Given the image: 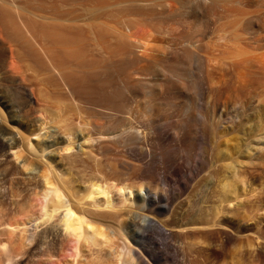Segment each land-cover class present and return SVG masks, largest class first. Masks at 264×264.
<instances>
[{"label":"bare ground","instance_id":"bare-ground-1","mask_svg":"<svg viewBox=\"0 0 264 264\" xmlns=\"http://www.w3.org/2000/svg\"><path fill=\"white\" fill-rule=\"evenodd\" d=\"M153 1L140 0L137 20L127 13L120 20H106L98 13L99 7H95L81 34L70 26L64 35L57 38L50 34L40 44L19 20L60 81L63 75L58 63L80 59L75 53L78 49L86 48V57L98 62L115 45L147 66L132 70L134 78L122 73L108 78V69H94L89 78L91 89L87 85L90 92L86 109L109 118V112L119 111L123 118L113 124L109 121L105 131L96 132L93 139L75 136L77 128L70 127L75 121L77 127L81 125L82 111L75 102L61 105V113L70 112L72 107L76 118L71 122L59 114L52 117L60 122L46 145L41 142L42 135L52 120L36 125L35 146L40 153L58 141L63 144L57 154L49 152L53 162L60 158V153L71 149L70 142L77 137L79 149L96 144L104 163L95 160L99 162L95 175L90 176L83 195L76 199L67 184H62L63 179L59 181L68 175L62 166L59 170L44 163L40 170L21 159L22 169L28 172L26 176L39 179L43 205L37 212L32 210V214L24 215L25 221L18 226L24 227L23 232L32 228L35 234L37 228L53 225L50 229H60L63 237L79 243L83 251L89 253L96 248L100 254L103 252L111 258L110 264H149L147 260L154 264H205L222 251L224 243L214 241L217 235H222L226 242L248 232L247 222L221 218L220 208L214 205L230 203L231 196H235L232 177H225V173L234 172L237 151L243 148L244 158L249 159L255 138L263 141L264 150V104L253 107L251 103L256 88L264 85V0H167L161 6L149 5ZM138 25L150 26L154 33L136 36L134 30ZM185 25L186 32L176 35V30ZM255 26L257 30L253 31ZM166 41L173 49L165 45ZM9 51L10 58L18 61L17 54ZM54 61L58 62L57 67ZM10 68L15 78L24 83L23 67ZM141 76L150 77V82L140 79ZM71 84L68 93L77 95L79 88L75 87V93ZM35 97L28 90L27 99ZM59 130L63 131L62 136L57 133ZM9 137L0 141V157L8 148L15 151L14 158L19 160V141L24 138L19 136L16 142ZM25 140L32 150L29 138ZM120 153L136 161L131 172L110 164L117 161L115 157ZM196 179L202 185L198 184L201 186L188 208L182 209L183 196L193 188ZM107 180H115L116 186ZM116 187L117 205L111 208L109 191ZM153 235L161 237L162 250ZM197 239L210 242L211 252L206 256L201 251H190Z\"/></svg>","mask_w":264,"mask_h":264},{"label":"rangeland","instance_id":"rangeland-1","mask_svg":"<svg viewBox=\"0 0 264 264\" xmlns=\"http://www.w3.org/2000/svg\"><path fill=\"white\" fill-rule=\"evenodd\" d=\"M165 1L167 0H154L149 2V5L161 6ZM139 2L140 0H0V134L2 135H0V141L10 138L9 136L16 139V142L20 140L19 136H21V139L24 138L19 141L20 151L17 152L18 154L16 153L20 157L19 160L14 158L15 151L8 148L3 152V157H0V264L111 263V258L105 256L103 252L100 254L96 248L91 249L89 253L86 250L83 251L79 243L71 238L63 237V234L58 232L60 229L56 228L57 231L50 229L53 225L50 228L49 224L45 225L47 228L45 226L39 227L35 234L31 232L32 228L29 229L30 231L26 228L30 233L27 230L23 232L24 227L18 226L23 222L22 220L25 218L23 216L30 215L32 210H35L32 211L34 213L37 212L38 208L43 205V201L39 193V179L26 176L28 172L22 169L20 161L25 159L40 170H42V164L44 163H50L54 169L60 170L63 167L67 170L68 175L62 176L59 181L61 182L63 179L62 184H67L66 186L75 198L79 199L88 186L87 182L90 176L92 177L94 174L96 163H104V160H102L104 158L98 154L96 144H92L90 147L84 145L81 147L82 149H79V142L75 137L70 142L72 144L71 149L68 152L60 153V158L58 157L59 159L55 163L51 155L53 153L57 154L56 150L62 147L63 144H59L60 141H58V144H55L51 149L40 153V148L35 146L36 138L34 136L36 137L38 134L37 128H35L36 125L42 120H47L46 122L52 120L47 123L46 130L42 135L41 142L46 145L52 139L49 136L60 122L59 118L53 120L52 117L59 114L60 117L70 118L69 122H71V119L76 118L73 111H71L72 107L70 106V112L68 113H61L60 110L63 105L68 106L75 102V104H79L82 111V119L79 120L81 125L77 127L75 121L71 123L70 127L77 128L75 136L81 135L84 138L93 139L96 132L105 131V128L111 124L109 121H112L113 124L114 121H120L123 118L119 111L109 112L110 119L86 109L87 97H89L92 83V79L89 78H91L94 69H100L101 71L108 69V78H111L114 73H122L125 77L129 75L133 77L130 74L132 70L140 71L147 64L133 60L131 54L117 48L115 45L110 49L109 55L101 58L98 62H91L86 57V48L78 49L75 53L80 59H69L66 64L62 65L54 61V67H57L56 63H58L57 68L62 71L63 81H60L56 73L49 68L45 60L39 55L37 47L28 38L19 24V20L27 27L35 42L40 44L50 34L59 38V34L68 32L70 26H73L75 30L77 29L78 34H81V31L85 29V25L90 23L91 10L95 7H99L98 13L106 20H120L126 13L132 14L133 18L137 20ZM136 28L134 30L135 35L139 37L150 36L154 33V30L147 25H138ZM185 28L186 25L179 27L175 34L182 36L186 32ZM256 30L257 26L253 27V31ZM75 37L78 45L81 46L79 37ZM165 43L173 49L171 45H168V41ZM10 49L14 54H17V57H15L18 61L10 58ZM11 65L23 67L21 70L23 69L24 83L12 74ZM120 69L122 72H120ZM140 79L149 80L148 82L151 80L150 77L145 76H141ZM70 83H72V86L74 85V87H71L74 88L75 93L78 92L77 95L73 94L71 96L68 93L67 88ZM75 87L82 92H79V89L76 92ZM256 89L253 94L254 98L251 100L253 107L264 104V85ZM28 90H32L37 97L27 99ZM72 97H75V99ZM79 98L80 102H77ZM67 109L69 108L67 107ZM2 133H4V136ZM57 133L62 136L63 131L59 130ZM26 137L30 140L32 150L26 143ZM262 142L259 138L253 140V148L249 159L244 158L243 148L238 150L239 152L237 151L238 154L236 153V157H234L233 166L238 164L234 166V172L232 173L229 170L225 173V177H232L231 188H235V196H231L230 203L213 204L216 207L218 206V209L220 208L221 218L229 217L247 222L249 224L248 232L226 242L222 239V235H217V240L214 239V241L224 243L222 251L218 253L216 259L210 258L206 260L205 264H264V150H261ZM195 150V148L192 149L191 154ZM40 154H43V158H40ZM119 155L115 157L117 158L116 162L115 160L110 162L111 165L121 167L120 169L124 168L129 172H131L130 169L133 166H137L136 161L128 156L123 153ZM96 159L99 162H96ZM197 179L193 183V188L184 194L185 201L180 206L182 209L188 208L193 194L198 192V187L202 185V181L199 182L200 180ZM133 181L138 182L139 179ZM106 182L114 185V187L116 186L115 180H107ZM115 189L112 188L109 191L111 208L113 205H117L114 201L117 187ZM198 205L200 206V204ZM48 228L52 232L48 231ZM31 233L35 236L33 237ZM30 234L33 237L29 238L33 239L32 242L28 240ZM40 236H43L44 240H41ZM152 237L158 244V249L162 250L163 245L161 244H163V241L161 237L156 235ZM194 243L196 245L194 248H190L191 252L201 251L204 256L211 252L210 242L197 239ZM162 257L160 256V258ZM145 259L147 260V257ZM147 262L154 264L149 260ZM163 264L174 263L168 261Z\"/></svg>","mask_w":264,"mask_h":264}]
</instances>
